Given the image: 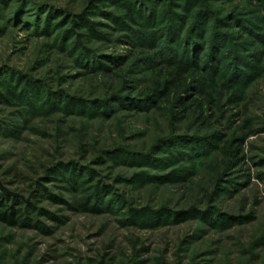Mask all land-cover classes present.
<instances>
[{
	"label": "rangeland",
	"instance_id": "rangeland-1",
	"mask_svg": "<svg viewBox=\"0 0 264 264\" xmlns=\"http://www.w3.org/2000/svg\"><path fill=\"white\" fill-rule=\"evenodd\" d=\"M0 181V264H264V0H0Z\"/></svg>",
	"mask_w": 264,
	"mask_h": 264
},
{
	"label": "trees",
	"instance_id": "trees-1",
	"mask_svg": "<svg viewBox=\"0 0 264 264\" xmlns=\"http://www.w3.org/2000/svg\"><path fill=\"white\" fill-rule=\"evenodd\" d=\"M126 11L131 12L130 10H126ZM169 24L170 25L173 24V25L168 28V32L166 33V45H165L166 50L168 48L171 49V46H174V42H175L174 40L176 37L175 36L176 32L174 28H176L177 25L173 23V19L171 20V23ZM39 197H43V195H39ZM50 199H52L53 201H57V198H55L54 196H51ZM18 202H19V199H12L10 197H6L0 192V223L1 224H4L11 228H17V227L24 228L25 227L26 225L25 223V212L26 211L25 210L28 208V206H25ZM87 206L88 204L86 203H83L80 205V207H82L84 210H88Z\"/></svg>",
	"mask_w": 264,
	"mask_h": 264
},
{
	"label": "water",
	"instance_id": "water-1",
	"mask_svg": "<svg viewBox=\"0 0 264 264\" xmlns=\"http://www.w3.org/2000/svg\"><path fill=\"white\" fill-rule=\"evenodd\" d=\"M0 191L3 192L5 195H13V196H17L16 194L11 193L4 185L3 183L0 181Z\"/></svg>",
	"mask_w": 264,
	"mask_h": 264
}]
</instances>
